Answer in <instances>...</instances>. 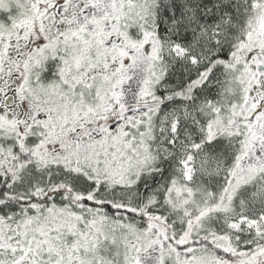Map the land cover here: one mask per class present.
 <instances>
[{"label": "snow or ice", "instance_id": "snow-or-ice-1", "mask_svg": "<svg viewBox=\"0 0 264 264\" xmlns=\"http://www.w3.org/2000/svg\"><path fill=\"white\" fill-rule=\"evenodd\" d=\"M0 264H264V0H0Z\"/></svg>", "mask_w": 264, "mask_h": 264}]
</instances>
